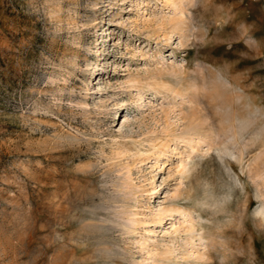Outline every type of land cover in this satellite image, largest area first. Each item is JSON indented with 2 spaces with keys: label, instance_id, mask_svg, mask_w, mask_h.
Here are the masks:
<instances>
[{
  "label": "rangeland",
  "instance_id": "rangeland-1",
  "mask_svg": "<svg viewBox=\"0 0 264 264\" xmlns=\"http://www.w3.org/2000/svg\"><path fill=\"white\" fill-rule=\"evenodd\" d=\"M0 264H264V0H0Z\"/></svg>",
  "mask_w": 264,
  "mask_h": 264
}]
</instances>
